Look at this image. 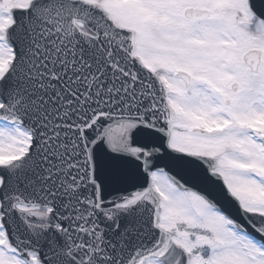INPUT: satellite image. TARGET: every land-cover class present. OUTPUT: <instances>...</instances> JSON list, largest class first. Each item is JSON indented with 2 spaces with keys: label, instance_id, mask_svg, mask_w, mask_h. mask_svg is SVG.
I'll use <instances>...</instances> for the list:
<instances>
[{
  "label": "snow or ice",
  "instance_id": "1",
  "mask_svg": "<svg viewBox=\"0 0 264 264\" xmlns=\"http://www.w3.org/2000/svg\"><path fill=\"white\" fill-rule=\"evenodd\" d=\"M0 264H264V0H0Z\"/></svg>",
  "mask_w": 264,
  "mask_h": 264
}]
</instances>
